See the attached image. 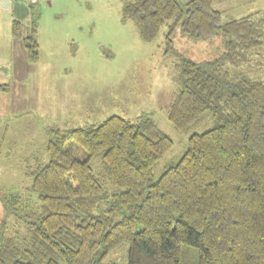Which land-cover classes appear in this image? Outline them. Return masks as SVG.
I'll return each instance as SVG.
<instances>
[{"label": "trees", "instance_id": "16d2710c", "mask_svg": "<svg viewBox=\"0 0 264 264\" xmlns=\"http://www.w3.org/2000/svg\"><path fill=\"white\" fill-rule=\"evenodd\" d=\"M214 1L124 0L122 8L144 42L166 24L168 43L177 29L196 40L223 35L220 58L180 59V88L167 109L179 133L205 116L212 128L192 134L184 156L157 179L174 144L148 115L55 130L49 160L27 172L39 203L31 210L21 195L3 201L26 232L5 237L2 221L0 264H105L125 243L128 264H264V9L225 22ZM36 33L23 37L13 20L12 36L32 62Z\"/></svg>", "mask_w": 264, "mask_h": 264}, {"label": "rangeland", "instance_id": "374dc122", "mask_svg": "<svg viewBox=\"0 0 264 264\" xmlns=\"http://www.w3.org/2000/svg\"><path fill=\"white\" fill-rule=\"evenodd\" d=\"M37 1L35 7L14 0L12 14H0V232L5 221V237L23 236L26 228L7 214L3 201L21 195L31 210L39 203L27 172L37 161L49 160L47 144L55 130L148 115L174 144L154 178L179 162L189 137L209 130L213 121L205 116L188 133L172 127L167 109L180 88L176 66L183 57L205 64L225 51L222 34L196 40L177 29L168 43L167 24L154 41L144 42L133 22L123 18L124 0ZM213 8L226 22L263 10L264 0H215ZM14 19L21 22L23 37L37 31V61H29L21 37H12ZM67 148L80 160L87 158L76 143ZM93 169H99L97 162ZM127 253L128 244H122L105 264H128Z\"/></svg>", "mask_w": 264, "mask_h": 264}, {"label": "built area", "instance_id": "2783aa9c", "mask_svg": "<svg viewBox=\"0 0 264 264\" xmlns=\"http://www.w3.org/2000/svg\"><path fill=\"white\" fill-rule=\"evenodd\" d=\"M35 3L37 0H27ZM13 0H0V10L3 13L10 14L12 11Z\"/></svg>", "mask_w": 264, "mask_h": 264}, {"label": "crops", "instance_id": "0c3cea01", "mask_svg": "<svg viewBox=\"0 0 264 264\" xmlns=\"http://www.w3.org/2000/svg\"><path fill=\"white\" fill-rule=\"evenodd\" d=\"M180 1H181V0H180ZM0 14H1V16L3 15L4 18H5V17L8 18L7 15H9V14L3 13L1 10H0ZM12 37H13V36H12ZM9 40H10V39H8V41L5 42L6 45L8 44ZM12 44H13V42H12ZM1 45H2V44H1V41H0V49H1ZM1 55H2V54H0V60H1V57H2Z\"/></svg>", "mask_w": 264, "mask_h": 264}, {"label": "clouds", "instance_id": "9594fccd", "mask_svg": "<svg viewBox=\"0 0 264 264\" xmlns=\"http://www.w3.org/2000/svg\"><path fill=\"white\" fill-rule=\"evenodd\" d=\"M12 9H13V5H12ZM11 14V13H10Z\"/></svg>", "mask_w": 264, "mask_h": 264}]
</instances>
